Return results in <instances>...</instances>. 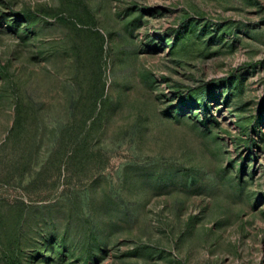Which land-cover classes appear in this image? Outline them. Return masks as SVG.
I'll list each match as a JSON object with an SVG mask.
<instances>
[{
    "label": "rangeland",
    "instance_id": "374dc122",
    "mask_svg": "<svg viewBox=\"0 0 264 264\" xmlns=\"http://www.w3.org/2000/svg\"><path fill=\"white\" fill-rule=\"evenodd\" d=\"M0 264H264V0H0Z\"/></svg>",
    "mask_w": 264,
    "mask_h": 264
}]
</instances>
